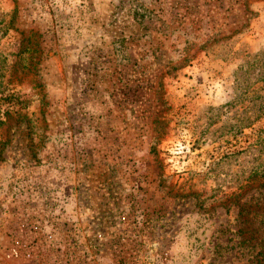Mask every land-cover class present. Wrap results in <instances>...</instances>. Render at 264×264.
<instances>
[{
	"label": "rangeland",
	"instance_id": "1",
	"mask_svg": "<svg viewBox=\"0 0 264 264\" xmlns=\"http://www.w3.org/2000/svg\"><path fill=\"white\" fill-rule=\"evenodd\" d=\"M0 264H264V0H0Z\"/></svg>",
	"mask_w": 264,
	"mask_h": 264
}]
</instances>
